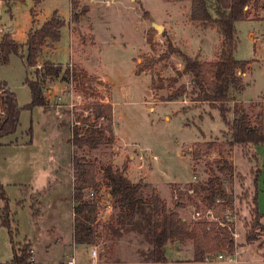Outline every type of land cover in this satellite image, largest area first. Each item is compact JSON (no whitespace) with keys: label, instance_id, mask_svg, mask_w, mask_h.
<instances>
[{"label":"rangeland","instance_id":"374dc122","mask_svg":"<svg viewBox=\"0 0 264 264\" xmlns=\"http://www.w3.org/2000/svg\"><path fill=\"white\" fill-rule=\"evenodd\" d=\"M87 1L80 0V7L88 12L77 25L70 27L71 41L65 22L56 49L48 59L59 64L63 71H85L93 79L88 82V88L77 90L65 75L44 80L46 106L43 110L23 109L16 134L0 140L5 143L0 148V182L9 198L12 227L17 229L15 244L30 243L31 264H68L70 258L75 259V264H149L143 263L140 256V251L146 249L141 236L132 232L114 236L106 228L109 217L116 211L101 169L112 165L124 171L132 183L143 186V200L149 201L154 194L168 210L177 212L188 223L207 222L227 229L234 241L233 252L223 250L216 254L228 257L225 261L210 255L216 260L210 264L234 260L239 264H264V234L257 229L254 242L246 239L255 221L251 201L253 184L261 176L250 147L228 145V128L217 109L192 102L189 96L177 102L159 101L171 93L169 80L183 68L179 56L158 61L152 70L141 75L133 72V66L136 69L145 57L157 59L162 55L167 40L191 58L213 61L219 47L217 31L191 23L188 2ZM35 3L34 0H0V39L11 31L5 27L26 30ZM207 3L214 6V0ZM56 4L63 5L62 0H42L41 16H48ZM249 19L236 23L235 58L250 64L247 76L241 75L247 83L246 91L233 99L254 123L259 114L264 117V26L256 22L264 24V11L255 15L251 12ZM151 22L163 26V31L158 34ZM26 79H34L33 69H28L19 56L11 55L6 65H0V81L16 95L20 107L31 101ZM152 79L158 84L163 81L165 88L152 91ZM180 84L190 88L189 77L180 78L174 88ZM109 100L115 117L114 143L96 150L75 148L70 143L73 126H79L80 119L90 116L87 108ZM228 106L232 107L233 103ZM228 119H232V114H228ZM27 140L32 144L21 145ZM206 141L224 145L226 159L235 169L232 175L218 171L217 150H202L197 161L192 159L195 143ZM74 155L96 167L97 190L93 196L90 191L85 192V199H93L98 207L94 225L96 242L92 246L76 245L72 239ZM213 177L231 195L232 210L223 208L221 203L208 207L203 188ZM175 191L183 192L184 196L180 198ZM260 198L264 207V187ZM108 205L112 207L110 214L105 211ZM2 206L0 201V216ZM196 212L201 213V219L195 220ZM166 258V264H197L191 262L192 243L187 240L169 243ZM11 259L8 232L0 227V264H9Z\"/></svg>","mask_w":264,"mask_h":264},{"label":"trees","instance_id":"16d2710c","mask_svg":"<svg viewBox=\"0 0 264 264\" xmlns=\"http://www.w3.org/2000/svg\"><path fill=\"white\" fill-rule=\"evenodd\" d=\"M7 1V0H4ZM188 2L190 4L189 21L202 28H213L219 35V47L216 59L213 61H201L197 57H189L175 48L170 41H166V51L157 59L145 57L144 61L137 65L135 75H141L150 71L158 61L168 60L171 56L180 57L183 68L176 72V76L170 78L169 85L173 90L161 102H177L179 98L189 96L192 102L207 104L217 109L221 119L228 128L230 147L252 148L264 143V117L259 114L254 123L250 116L236 104L234 95H241L247 83L241 75L249 68V61H239L235 58L237 49L236 23L250 20L251 12L255 15L264 11L263 0H214L211 7L207 0H174ZM71 20L70 27L77 25L80 17L84 16L88 9L80 7V0H70ZM31 15L33 11L31 10ZM65 22L59 18L56 12L49 20L44 22L38 29L31 30L24 44L16 43L10 32H5L0 39V65H6L11 55L23 59L28 69H33V80L26 79L30 90L31 101L28 105L20 107L16 95L7 88L5 82L0 81V139L16 133L20 114L23 109L32 110L35 107L44 108L47 104L42 90V82L46 79L59 78L65 75L77 90L88 88L90 76L81 69L62 70L60 65L51 62H43L38 69V60L43 47L58 43L60 31ZM150 42V39H149ZM24 52V53H23ZM183 76L189 77L190 88L185 84L174 86ZM152 79L150 89L161 91L165 88ZM167 86V85H166ZM232 102L233 106L228 104ZM90 116L80 119L79 126H73L70 143L77 149L86 147L96 150L106 144H113L115 140L112 127V105L110 103H97L87 108ZM232 114V119H228ZM102 120L103 123H98ZM31 133V129H29ZM196 147L191 150V157L197 161L201 157V151H218L219 159L215 166L222 174L232 175L235 171L232 163L226 159L224 145L216 141L195 143ZM73 166V194L75 202L73 207V235L74 244L92 246L96 242L95 222L97 221L98 207L96 201L85 199V192L97 190L96 167L92 163L82 161L76 155L72 159ZM102 177L112 199L115 213L107 221V230L114 236L123 233H135L141 236L146 244V249L140 251L143 263L166 264V246L172 242L182 243L187 240L192 243V263H202L210 255H216L223 250L233 252L234 241L225 227H218L207 222L188 223L177 213L166 208L162 200L152 195L149 201L143 200L140 183H132L124 171L107 165L101 169ZM217 177L208 179L203 190L206 192L205 201L209 208L216 204H222L223 208L232 210L233 201L226 192ZM258 179L255 178L257 189ZM188 191L196 192V189ZM180 198L184 196L181 191ZM95 193V192H94ZM257 194L251 198L254 206L253 214L255 221L252 230L248 232V242L256 240L255 230L264 234V227L260 220L263 217L256 207ZM0 201L2 202V215L0 227L8 232L12 245V259L9 264H31L30 243L17 245L14 236L17 229L12 227L9 198L0 182Z\"/></svg>","mask_w":264,"mask_h":264},{"label":"crops","instance_id":"0c3cea01","mask_svg":"<svg viewBox=\"0 0 264 264\" xmlns=\"http://www.w3.org/2000/svg\"><path fill=\"white\" fill-rule=\"evenodd\" d=\"M34 1L36 3L34 5V7L31 8V10L33 11V15H31V10H30V22H29L28 26L26 27V30H23V31L20 32L19 30H14L12 26L5 27L6 29H8V28L11 29L10 35H11L12 39L18 44H21V45L24 44L26 42V40H27L28 33L31 30L38 29L44 22H46L47 20H49L51 18V16L54 14V12H56L57 15L59 16V18L67 23L69 40L71 41V33H70V20H71L70 0H62V4L63 5L56 4L54 7H52L51 11L47 14L48 16H41V10H42L41 9V2H42V0H34ZM84 2H88V1L87 0H83V3ZM90 11H92V10H90ZM256 22L261 24L262 26H264V24L261 21H256ZM19 34H20V38H18ZM250 37L253 39V37H254L253 34H251ZM56 45H57V43H54V44H50L49 46L47 45V46L43 47L42 55H44V57H41L42 59L39 58V60H41L42 62H51L54 65H59V64L53 62L52 60L48 59V56L55 51ZM70 53H71V48H70ZM45 55H46V57H45ZM133 72L135 74L134 66H133ZM244 74H245V76H247V72L244 73ZM95 76H97V75H95ZM98 82H100V81H98ZM245 91H246V89H245ZM245 100H248V98H245ZM106 103H110L112 105L110 100L108 102H106ZM262 107L264 109V100L262 101ZM152 108L153 107H150L149 110H152ZM41 110H43V108ZM113 118H115V117H113V109H112V122L114 120ZM112 127L114 128L113 124H112ZM113 132H114V130H113ZM114 136H115V133H114ZM8 137H10V136H8ZM3 139H0V140H3ZM29 140L21 142L22 143L21 145H26L25 143H27L28 145H31L32 141H31V143H29ZM3 145H5V143H1L0 142V148H3ZM250 149H251V152H252L251 155H253V158H255V161H256L255 168H256L257 171H259L261 173V176L258 178V182H257V183H259L258 192L256 191V187L253 184V186H254L253 188L255 189L254 190L255 192L253 191V195L257 194V196H256V198H257L256 207L258 209V212L263 216L261 218L260 222H261L262 226L264 227V225L262 223V221L264 219V212H263L264 207L261 205V198H260V195L262 194V188L264 187V185L260 184V183H264V143L262 145H259V146H256V147H252ZM253 195H252V197H253Z\"/></svg>","mask_w":264,"mask_h":264},{"label":"built area","instance_id":"2783aa9c","mask_svg":"<svg viewBox=\"0 0 264 264\" xmlns=\"http://www.w3.org/2000/svg\"><path fill=\"white\" fill-rule=\"evenodd\" d=\"M37 68L40 69L41 65L38 64ZM90 194H91V196H93L94 192H90ZM105 211H106L107 214H110V212L112 211V207L110 205L106 206V210ZM208 213H210V211H208L207 214ZM199 219H201V213L200 212H196L195 220H199ZM227 258L228 257H225L223 255H218L217 256V260L218 261H225ZM212 261H216V260H212V256H208L207 258H205V260L202 263H198V264H210ZM68 264H75V259L74 258H70V260L68 261ZM225 264H239V263L236 260H234V261H230V262L225 263Z\"/></svg>","mask_w":264,"mask_h":264},{"label":"water","instance_id":"95a60500","mask_svg":"<svg viewBox=\"0 0 264 264\" xmlns=\"http://www.w3.org/2000/svg\"><path fill=\"white\" fill-rule=\"evenodd\" d=\"M151 26L153 27V29L159 34L163 31V26L161 25H157L154 22H151Z\"/></svg>","mask_w":264,"mask_h":264}]
</instances>
